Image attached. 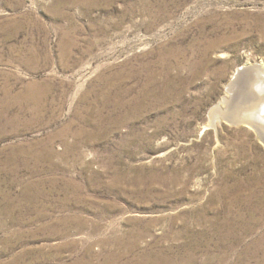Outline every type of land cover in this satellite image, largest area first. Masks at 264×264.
Instances as JSON below:
<instances>
[{
    "label": "rangeland",
    "instance_id": "rangeland-1",
    "mask_svg": "<svg viewBox=\"0 0 264 264\" xmlns=\"http://www.w3.org/2000/svg\"><path fill=\"white\" fill-rule=\"evenodd\" d=\"M255 65L264 0H0V264H264Z\"/></svg>",
    "mask_w": 264,
    "mask_h": 264
},
{
    "label": "bare ground",
    "instance_id": "bare-ground-1",
    "mask_svg": "<svg viewBox=\"0 0 264 264\" xmlns=\"http://www.w3.org/2000/svg\"><path fill=\"white\" fill-rule=\"evenodd\" d=\"M235 73L236 74L233 77L234 83L227 85L226 95L221 97V101L219 100L217 106L214 107L215 110H212L213 113L211 114L210 123L215 124V122H220V112L217 110H221L223 107H226L227 111L231 113V115H229L230 117H233L236 120L242 119L258 129L254 130L252 127H247V129H251L255 132L264 147V115L257 117L258 108L264 104V87H262L264 85V79L260 75L262 72L256 68L248 73L240 72L238 69ZM239 82H241L240 96L237 95L239 96L237 98L238 100H235L237 103L235 105L232 102L234 106L232 104L233 107L231 108V101L233 100L231 99L233 96L230 91L232 86L231 84L234 85ZM228 95L230 96L227 97ZM262 112L264 113V110Z\"/></svg>",
    "mask_w": 264,
    "mask_h": 264
},
{
    "label": "water",
    "instance_id": "water-1",
    "mask_svg": "<svg viewBox=\"0 0 264 264\" xmlns=\"http://www.w3.org/2000/svg\"><path fill=\"white\" fill-rule=\"evenodd\" d=\"M256 68L259 69L262 72L261 68L259 66H256V65L255 66H246V67L240 68L239 70H240V72H243V73L244 72L245 73L247 72L248 73L249 71H251L253 69H256ZM260 75L264 79V73L262 72V73H260ZM262 87H264V85ZM263 110H264V104L261 105L258 108L257 117H260L261 115H264V113L262 112ZM217 111L220 112L219 113L220 114V121L221 122H225V124L232 125V126H235V127H239V126H244L245 125L246 128L247 127H252L254 130H258L256 127L251 126L250 123L245 122L242 119L236 120L233 117H230L229 115H231V113H229L227 111V108L226 109H223V110L222 109L221 110H217Z\"/></svg>",
    "mask_w": 264,
    "mask_h": 264
}]
</instances>
